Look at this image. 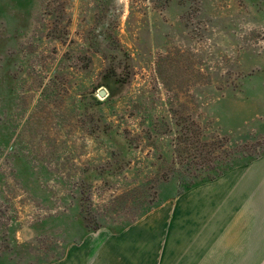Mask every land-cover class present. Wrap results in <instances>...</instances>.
<instances>
[{"label": "rangeland", "instance_id": "374dc122", "mask_svg": "<svg viewBox=\"0 0 264 264\" xmlns=\"http://www.w3.org/2000/svg\"><path fill=\"white\" fill-rule=\"evenodd\" d=\"M262 155L264 0H0V264Z\"/></svg>", "mask_w": 264, "mask_h": 264}, {"label": "crops", "instance_id": "0c3cea01", "mask_svg": "<svg viewBox=\"0 0 264 264\" xmlns=\"http://www.w3.org/2000/svg\"><path fill=\"white\" fill-rule=\"evenodd\" d=\"M117 234L85 236L47 264H264V155L169 196Z\"/></svg>", "mask_w": 264, "mask_h": 264}, {"label": "trees", "instance_id": "16d2710c", "mask_svg": "<svg viewBox=\"0 0 264 264\" xmlns=\"http://www.w3.org/2000/svg\"><path fill=\"white\" fill-rule=\"evenodd\" d=\"M253 161V160H252ZM247 164V163H246ZM243 165V164H242ZM238 166H240V165H238ZM235 167H237V166H235ZM231 169V168H230ZM230 169H227V170H224L223 172H221V173H217V174H215V177H212V178H210V179H208V180H205V181H203V182H200V183H197V184H195V183H192L191 185H188V186H185L184 188H182L180 191H178V194L180 193V192H183V191H185V190H189V189H191V188H194L195 186H197V185H200V184H202V183H205V182H208V181H211V180H214V179H216V178H218V177H220V176H222L225 172H227L228 170H230ZM187 177H180V181H181V184H186V182H187ZM125 227V226H124ZM124 227H122V228H120V229H118V231H117V233H120V232H122L123 230H124ZM101 228H103L101 225H98L96 228H90L89 226H87V229H86V234H89V233H92V232H95V231H98L99 229H101Z\"/></svg>", "mask_w": 264, "mask_h": 264}, {"label": "water", "instance_id": "95a60500", "mask_svg": "<svg viewBox=\"0 0 264 264\" xmlns=\"http://www.w3.org/2000/svg\"><path fill=\"white\" fill-rule=\"evenodd\" d=\"M100 96H101V97H105V91L101 90V92H100Z\"/></svg>", "mask_w": 264, "mask_h": 264}]
</instances>
